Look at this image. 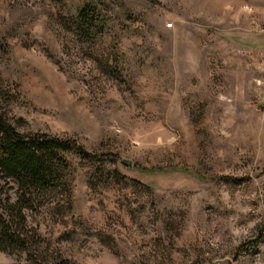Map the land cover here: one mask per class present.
Masks as SVG:
<instances>
[{"label":"rangeland","instance_id":"rangeland-1","mask_svg":"<svg viewBox=\"0 0 264 264\" xmlns=\"http://www.w3.org/2000/svg\"><path fill=\"white\" fill-rule=\"evenodd\" d=\"M263 61L264 0H0V115L91 154L0 264H264Z\"/></svg>","mask_w":264,"mask_h":264},{"label":"trees","instance_id":"trees-1","mask_svg":"<svg viewBox=\"0 0 264 264\" xmlns=\"http://www.w3.org/2000/svg\"><path fill=\"white\" fill-rule=\"evenodd\" d=\"M70 150L83 156L91 155L85 147L69 140L45 133L34 136L21 133L0 115V178L13 180L18 186L16 200L9 201L0 212L3 249L27 246L17 225L25 224V210L33 207L36 191L50 188L60 180L59 165L67 163L60 152Z\"/></svg>","mask_w":264,"mask_h":264},{"label":"water","instance_id":"water-1","mask_svg":"<svg viewBox=\"0 0 264 264\" xmlns=\"http://www.w3.org/2000/svg\"><path fill=\"white\" fill-rule=\"evenodd\" d=\"M216 264H236L235 260L230 256H224L215 260Z\"/></svg>","mask_w":264,"mask_h":264},{"label":"built area","instance_id":"built-area-1","mask_svg":"<svg viewBox=\"0 0 264 264\" xmlns=\"http://www.w3.org/2000/svg\"><path fill=\"white\" fill-rule=\"evenodd\" d=\"M173 23L167 24V27H172ZM263 65H264V61H263Z\"/></svg>","mask_w":264,"mask_h":264}]
</instances>
